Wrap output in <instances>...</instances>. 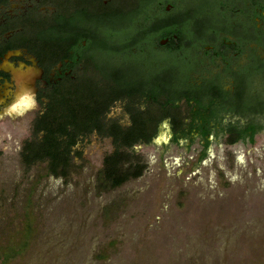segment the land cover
<instances>
[{"label":"flooded vegetation","instance_id":"flooded-vegetation-1","mask_svg":"<svg viewBox=\"0 0 264 264\" xmlns=\"http://www.w3.org/2000/svg\"><path fill=\"white\" fill-rule=\"evenodd\" d=\"M119 1L0 0V119L35 107L32 136L37 124L55 130L60 102L76 107L87 89L103 130L149 137L130 149L198 140L206 153L214 136L242 142L227 140L264 113L252 111L255 99L264 105V0H195L183 32L169 36L140 33L171 3L154 1L144 20ZM91 134L113 150L112 137L92 129L76 139L74 157Z\"/></svg>","mask_w":264,"mask_h":264},{"label":"rangeland","instance_id":"rangeland-1","mask_svg":"<svg viewBox=\"0 0 264 264\" xmlns=\"http://www.w3.org/2000/svg\"><path fill=\"white\" fill-rule=\"evenodd\" d=\"M34 109L0 119V264H264V129L204 156L198 140L137 143L142 174L102 190L108 138L85 137L65 177L22 161Z\"/></svg>","mask_w":264,"mask_h":264},{"label":"trees","instance_id":"trees-1","mask_svg":"<svg viewBox=\"0 0 264 264\" xmlns=\"http://www.w3.org/2000/svg\"><path fill=\"white\" fill-rule=\"evenodd\" d=\"M136 7L125 11L130 18H133L137 13L141 15L145 14L144 20L149 19L150 15L147 14L151 4L154 0H136ZM140 4V5H138ZM196 9V8H195ZM192 4L187 5L183 8L172 9L166 13L165 17H158L157 22H154L152 27L142 26L141 33L156 29L161 36H169L171 33H179L184 30L183 19H188L195 10ZM139 36V35H137ZM260 94H255V96ZM88 90L77 92V108L73 107L69 101L60 102V110H62V117L64 120L59 121L61 124L55 130L37 124L34 128V136L31 140H25L21 147V158L27 164H31L38 161L46 160L48 164V170L54 176L65 177L69 169L74 165L72 163L73 145L76 139L81 136L88 134L92 129H96L101 134H107L112 137L113 150L105 154L102 162V168L100 170L98 187L102 190L114 188L122 183L126 182L131 178L140 176L146 167V164L139 159V155L133 153L130 149L133 143L139 137L144 140H148L141 131L127 129L121 134L117 128H110L109 132L103 130L101 125L99 114L96 111L97 107L91 110L87 104ZM255 98V97H254ZM255 107L252 109L253 112L263 113L264 105L261 104V100L255 99ZM67 102V103H66ZM73 102V101H72ZM96 105H101V102H95ZM258 104V106H257ZM245 111V110H244ZM99 120V121H98ZM246 127V128H245ZM245 129H240L234 133H230L228 143H234L236 141L242 142H254V135L264 129V125L259 122L247 123ZM247 130H250L247 131ZM205 135L204 132L201 133ZM80 156V153H76ZM205 155V151H202L201 156Z\"/></svg>","mask_w":264,"mask_h":264},{"label":"water","instance_id":"water-1","mask_svg":"<svg viewBox=\"0 0 264 264\" xmlns=\"http://www.w3.org/2000/svg\"><path fill=\"white\" fill-rule=\"evenodd\" d=\"M168 8V7H167Z\"/></svg>","mask_w":264,"mask_h":264}]
</instances>
